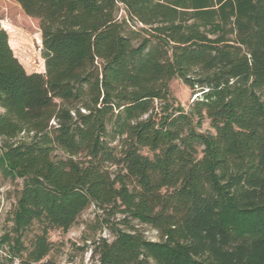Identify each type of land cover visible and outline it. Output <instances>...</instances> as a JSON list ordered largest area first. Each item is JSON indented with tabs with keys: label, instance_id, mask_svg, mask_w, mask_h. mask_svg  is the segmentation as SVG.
<instances>
[{
	"label": "trees",
	"instance_id": "16d2710c",
	"mask_svg": "<svg viewBox=\"0 0 264 264\" xmlns=\"http://www.w3.org/2000/svg\"><path fill=\"white\" fill-rule=\"evenodd\" d=\"M14 1L44 71L0 25V168L22 181L0 264H53L48 232L91 205L119 215L95 264H264V0ZM173 78L200 88L188 109Z\"/></svg>",
	"mask_w": 264,
	"mask_h": 264
},
{
	"label": "rangeland",
	"instance_id": "374dc122",
	"mask_svg": "<svg viewBox=\"0 0 264 264\" xmlns=\"http://www.w3.org/2000/svg\"><path fill=\"white\" fill-rule=\"evenodd\" d=\"M116 19L125 21L126 32L132 36L133 42H137L140 35L138 33L133 35L131 31L138 32L140 26L127 20L121 7L116 13ZM0 25L7 31L13 53L24 69L28 73L43 72L44 63L40 50L41 33L37 19L27 16L16 1L0 0ZM169 90L185 109H188L200 94L199 87L190 88L180 78H173L169 82ZM209 129L208 121L204 120L201 130ZM21 182L19 178L6 176L0 168V235L11 227V215ZM107 216L91 205L80 214L69 229L50 230L48 238L52 247L47 258L52 260L53 264H95L91 254L93 241L100 237L110 240V226H114V223L117 225L119 218V215L109 216V221H106ZM132 224L144 232L147 238L156 239L155 230L148 225H139L136 221ZM118 226L121 227V225Z\"/></svg>",
	"mask_w": 264,
	"mask_h": 264
},
{
	"label": "crops",
	"instance_id": "0c3cea01",
	"mask_svg": "<svg viewBox=\"0 0 264 264\" xmlns=\"http://www.w3.org/2000/svg\"><path fill=\"white\" fill-rule=\"evenodd\" d=\"M19 5V4H18ZM20 6V5H19Z\"/></svg>",
	"mask_w": 264,
	"mask_h": 264
}]
</instances>
